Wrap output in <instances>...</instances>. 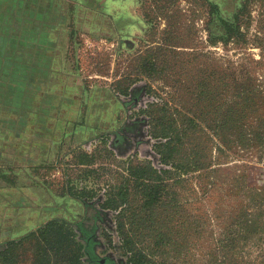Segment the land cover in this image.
<instances>
[{"label":"rangeland","instance_id":"obj_1","mask_svg":"<svg viewBox=\"0 0 264 264\" xmlns=\"http://www.w3.org/2000/svg\"><path fill=\"white\" fill-rule=\"evenodd\" d=\"M59 1L68 7L58 23L69 28L71 86L53 129L61 140L43 166L49 193L40 191L36 209L12 208L0 249L50 221L69 236L64 244L35 236L0 264H77V254L79 264H128L114 231L121 207L102 205L128 166L161 168L152 136L161 109L167 124L188 129L186 147L207 157V177L190 174L194 191L178 189L176 207L154 214L163 245L141 248L155 264H264V0H135L131 13L133 0H109L124 12L115 27L101 2ZM229 109L241 114V130L227 124L221 140Z\"/></svg>","mask_w":264,"mask_h":264},{"label":"crops","instance_id":"obj_2","mask_svg":"<svg viewBox=\"0 0 264 264\" xmlns=\"http://www.w3.org/2000/svg\"><path fill=\"white\" fill-rule=\"evenodd\" d=\"M66 2L0 0V224L17 217L12 208L36 209L40 191L49 193L43 166L61 140L53 130L58 128V102L68 101L71 86L64 69L71 47L69 28L58 23L61 10H68ZM95 2H101L102 15L115 27L113 19L124 15L122 6Z\"/></svg>","mask_w":264,"mask_h":264},{"label":"trees","instance_id":"obj_3","mask_svg":"<svg viewBox=\"0 0 264 264\" xmlns=\"http://www.w3.org/2000/svg\"><path fill=\"white\" fill-rule=\"evenodd\" d=\"M225 27L226 36L230 37L233 34V28L231 25ZM152 111L154 112V110ZM161 111H158V117L154 118L156 123H154L155 127L152 131L153 138L157 140L154 149L161 168L157 169L150 163H137L128 166L125 184L120 192L116 198H110L107 203L102 205V210H115L113 204L118 208L121 207L114 217V231L118 235L119 251L128 256L126 257L128 264H155L152 262L149 251L141 248V243L146 241L156 248L163 245L160 235L164 222L155 217V212L167 205L171 208L176 207L179 196L178 189L194 191L190 187V174L198 171L203 174L197 177L202 179L207 177L204 174L208 168L207 157L201 155L197 145L186 147L183 142L188 129L185 126L178 128L176 125L167 124L170 121L165 120V111L162 109ZM220 117L223 119V123L217 128L219 136L222 137L221 140L225 139L223 130L227 124H231V130L236 128L235 134L239 133L241 126L234 125L237 120L240 121V113L238 116L234 115V111L229 109L222 111ZM117 201L118 203H116ZM52 235L57 238L58 242L64 244L69 236V230L63 223L50 221L43 227L20 237L17 241L5 244L0 249V260L5 258L17 244L27 243L29 240L35 239V236L49 241ZM79 258L77 254L75 261L77 264H79Z\"/></svg>","mask_w":264,"mask_h":264}]
</instances>
